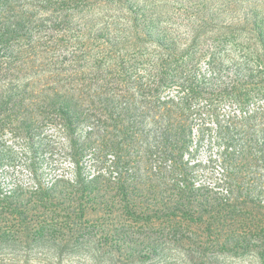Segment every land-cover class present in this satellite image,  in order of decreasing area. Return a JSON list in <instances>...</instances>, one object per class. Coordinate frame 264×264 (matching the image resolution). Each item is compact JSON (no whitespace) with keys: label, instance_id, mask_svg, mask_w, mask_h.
Wrapping results in <instances>:
<instances>
[{"label":"rangeland","instance_id":"1","mask_svg":"<svg viewBox=\"0 0 264 264\" xmlns=\"http://www.w3.org/2000/svg\"><path fill=\"white\" fill-rule=\"evenodd\" d=\"M3 23L0 264H264V0H0Z\"/></svg>","mask_w":264,"mask_h":264},{"label":"trees","instance_id":"2","mask_svg":"<svg viewBox=\"0 0 264 264\" xmlns=\"http://www.w3.org/2000/svg\"><path fill=\"white\" fill-rule=\"evenodd\" d=\"M17 28L18 27H14V25L12 24L6 25V23H3L2 25H0V47H4L8 45V42H10L12 38H14L15 33H16L15 31L17 30ZM19 82H20V77L15 75L13 77L10 76L8 83L12 84V83H19ZM54 101L55 99H51V103L54 104L55 103ZM102 147L108 148L107 144L105 143H103Z\"/></svg>","mask_w":264,"mask_h":264}]
</instances>
